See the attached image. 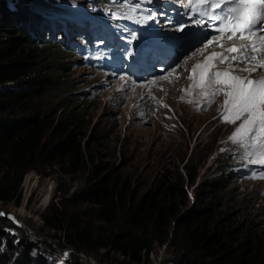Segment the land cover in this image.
<instances>
[{"label": "trees", "instance_id": "trees-1", "mask_svg": "<svg viewBox=\"0 0 264 264\" xmlns=\"http://www.w3.org/2000/svg\"><path fill=\"white\" fill-rule=\"evenodd\" d=\"M13 3L10 10L0 0V204L19 202V184L28 170L44 174L45 165L65 164L80 171L81 184L58 200L61 207L46 206L51 215L43 223L60 248H73L72 258L79 259V250L100 263L111 254L138 264L153 245H164L175 257L169 264H264V216L239 207L227 175L209 174L191 188L190 199L187 186L193 185L195 169L157 170L142 189L119 167L95 162L89 146L105 137L91 128L81 142L76 128L84 115L78 104L56 120L42 109L40 101L49 92L69 90L59 75L64 66L54 52L57 42L52 45L40 33V12L52 5L49 0ZM41 36L50 47H33V39ZM222 164L224 171L230 168L229 155ZM10 226L0 216V237ZM17 246L9 245L6 252L20 249L15 263L29 264L34 243L21 235Z\"/></svg>", "mask_w": 264, "mask_h": 264}, {"label": "rangeland", "instance_id": "rangeland-1", "mask_svg": "<svg viewBox=\"0 0 264 264\" xmlns=\"http://www.w3.org/2000/svg\"><path fill=\"white\" fill-rule=\"evenodd\" d=\"M14 1H22L24 4L28 0H11L12 3ZM49 1L53 6L43 12L44 15L64 17L73 24L80 15L75 11L86 8L84 0ZM71 2L75 4L81 2V10L78 9L79 6L71 7L68 4ZM104 3V0L89 2L92 9H96L94 12L104 11ZM50 31L60 39L56 43L54 52L58 61L64 66L59 75L64 87L69 90H66L67 94L62 91L49 92L41 99V107L56 120L66 116L67 108L78 104L76 106L80 108L79 113L84 115L76 128V132L82 137L81 142L87 138L91 128L94 129L95 134L100 132L105 137L101 144L89 146L95 162L107 163L111 168L119 167L121 172L130 178L132 185L142 189L147 186L157 170L195 169L193 185L187 186L189 199L192 195L191 188L209 174L227 175L231 192L238 195L239 207L246 213L258 215V218L264 216V181L237 177L232 169L226 171L223 169L222 163L227 156L230 155L235 162L236 157L232 154L239 151L237 144L229 139L239 122L237 125H231L222 119L223 98L206 111L199 109L197 104L200 93L189 88V91L183 94L188 83L183 76L178 83L165 86V89L156 92L158 100L154 109L146 119L141 120L134 111L137 102L143 98L139 92L135 95L132 89L121 92L101 88L99 74L77 63L76 58L80 56L79 53H70V55L63 49V44L72 31L69 29L57 31L52 24L48 29V32ZM40 33L42 34V29ZM79 33L85 38L84 31H78L75 40H78ZM33 40L35 48L50 47L48 40H44L42 36ZM51 44L55 45L53 42ZM179 71L182 69L179 68ZM66 96L68 99L64 98ZM73 99L74 103L70 104ZM165 104L168 108L163 107ZM74 121H77L75 116H73ZM43 173L28 170L19 184V202L0 204L5 212V218L11 225L2 228L0 264H16L14 259L19 257L21 244L20 249L10 255L6 250L9 245L18 249L21 235L31 239L35 245L30 254L29 264H73V260L78 264L121 262V258L117 255L108 254L107 262L100 263L94 255L86 252V258L82 253L76 252L79 259H74L69 255L71 248H60L56 244L57 239L53 235V230L48 229L43 223L44 216L51 215L50 210L46 212V206L54 204L56 208L61 207L58 200L69 197L77 189L81 184L82 175L80 171L55 162L45 165ZM9 238L11 243L7 242ZM171 252V249H165L164 245H153L148 256L138 264H169V259L175 258ZM21 261L18 260L17 264H25ZM121 264L134 263L123 261Z\"/></svg>", "mask_w": 264, "mask_h": 264}, {"label": "snow or ice", "instance_id": "snow-or-ice-1", "mask_svg": "<svg viewBox=\"0 0 264 264\" xmlns=\"http://www.w3.org/2000/svg\"><path fill=\"white\" fill-rule=\"evenodd\" d=\"M112 2L118 5L131 3V10L138 13L140 28H147L149 22H152L162 32L171 30L185 33L186 28L199 26L201 31L212 33L207 40H201L199 43L193 40L187 52H195L201 46L206 49L214 42L224 48L225 45L221 41L225 34L228 41L238 39L248 42L239 47L233 44L226 49V52L213 51L203 64H197L192 69L190 78L198 77L197 83L201 88L211 86L216 88L214 95H223L225 110L222 119L231 125H237L239 122L229 137L230 141L243 144L245 139L250 140L249 147L259 153V158L252 159L249 163L264 166V75L261 74L264 72V55H260L264 54V0H199L200 4L209 5L211 9V12L201 11L200 19H193L187 12L176 8L167 9L166 5L157 10L151 7L154 0H110V3ZM222 6H226L223 12L217 13L216 10L221 9ZM173 13L186 16L187 19L177 24L173 19ZM105 15L112 19L121 18L112 9H109ZM138 30L125 29L119 36V39L128 45L127 49H122L126 58L135 57L137 54L135 45L140 39ZM104 43L103 39L98 41L99 45ZM249 49L251 53L258 55H250ZM187 52L182 53L181 59L187 55ZM229 53H238L231 57L234 63L247 65L255 61V65L251 68L213 70L214 65L223 63ZM142 54L155 59L161 56L158 50L150 47L143 49ZM178 63L179 61L171 66L172 70H175ZM233 72H248L249 75L233 74ZM161 73V78H166L165 68H161ZM163 107L168 108V105L165 104ZM260 178L264 179V171L261 172ZM2 215L4 213L0 212V216Z\"/></svg>", "mask_w": 264, "mask_h": 264}, {"label": "clouds", "instance_id": "clouds-1", "mask_svg": "<svg viewBox=\"0 0 264 264\" xmlns=\"http://www.w3.org/2000/svg\"><path fill=\"white\" fill-rule=\"evenodd\" d=\"M239 152H240V150H239L238 152L233 153L232 156H233V157H236V155H237ZM229 156H230V155H229ZM230 158H231V157H230ZM231 160H232V164H233L234 161H233V159H231ZM232 164H231V165H232ZM228 170H230V168H229ZM242 178H245V177H242ZM247 179H250V178H247ZM250 180L264 181V179H250Z\"/></svg>", "mask_w": 264, "mask_h": 264}, {"label": "water", "instance_id": "water-1", "mask_svg": "<svg viewBox=\"0 0 264 264\" xmlns=\"http://www.w3.org/2000/svg\"><path fill=\"white\" fill-rule=\"evenodd\" d=\"M0 211L4 213V215H2V216L5 217V212L1 209V207H0ZM78 252H79V253H82V255H84V257L86 258V253H85L84 251H79V250H77V253H78Z\"/></svg>", "mask_w": 264, "mask_h": 264}, {"label": "bare ground", "instance_id": "bare-ground-1", "mask_svg": "<svg viewBox=\"0 0 264 264\" xmlns=\"http://www.w3.org/2000/svg\"><path fill=\"white\" fill-rule=\"evenodd\" d=\"M182 93V92H181ZM181 97V96H180ZM71 250H73V248H71Z\"/></svg>", "mask_w": 264, "mask_h": 264}]
</instances>
